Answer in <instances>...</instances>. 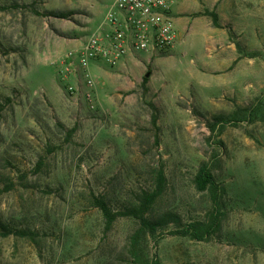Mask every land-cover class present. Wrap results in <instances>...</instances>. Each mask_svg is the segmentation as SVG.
I'll use <instances>...</instances> for the list:
<instances>
[{
	"label": "rangeland",
	"instance_id": "obj_1",
	"mask_svg": "<svg viewBox=\"0 0 264 264\" xmlns=\"http://www.w3.org/2000/svg\"><path fill=\"white\" fill-rule=\"evenodd\" d=\"M114 1L0 0V264H145L129 252L140 220L108 222L97 200L124 213L160 173L145 216L181 225L143 237L147 261L264 264V0L249 4L253 34L244 9L227 33L185 32L128 72L94 71L92 109L61 60ZM203 162L227 190L221 233L174 235L212 208L195 182Z\"/></svg>",
	"mask_w": 264,
	"mask_h": 264
},
{
	"label": "built area",
	"instance_id": "obj_2",
	"mask_svg": "<svg viewBox=\"0 0 264 264\" xmlns=\"http://www.w3.org/2000/svg\"><path fill=\"white\" fill-rule=\"evenodd\" d=\"M175 2L115 0L90 36L61 60V73L81 83L68 85L69 94L76 101L86 100L94 109L97 89L94 62L117 67L130 55L156 54L172 48L178 36L172 14Z\"/></svg>",
	"mask_w": 264,
	"mask_h": 264
},
{
	"label": "trees",
	"instance_id": "obj_3",
	"mask_svg": "<svg viewBox=\"0 0 264 264\" xmlns=\"http://www.w3.org/2000/svg\"><path fill=\"white\" fill-rule=\"evenodd\" d=\"M205 14L210 15L213 19L214 25L219 26L218 15L215 12H206ZM145 80L147 78L145 77ZM10 99V98H9ZM8 99V100H9ZM4 105L0 107V111ZM222 117L216 119V122H220ZM157 122V116H154L153 123ZM218 124V123H217ZM164 176L162 173L159 174L158 183L159 187L152 192H149L144 196L143 200L128 209L124 213H114L108 206L105 200H97V205L104 212L107 217V221L111 222L112 219L119 215L134 216L140 220V227L131 235L129 241V252L134 261L145 264H162L158 258H155L152 263L147 261L141 252V242L143 237L147 234H155L158 229L169 222H175L181 225V218L178 214L173 212H167L157 219L146 217L145 214L156 200L158 193L161 191V183H163ZM195 182L199 190L207 191L212 201V208L208 215L200 220H191L184 228L171 232L172 234L181 236H190L196 240H208L215 235L221 233L223 217L225 216L223 211V200L227 193L226 188L223 184L217 182L214 177L211 166L208 162H203L198 170L195 177ZM24 233V232H21Z\"/></svg>",
	"mask_w": 264,
	"mask_h": 264
},
{
	"label": "crops",
	"instance_id": "obj_4",
	"mask_svg": "<svg viewBox=\"0 0 264 264\" xmlns=\"http://www.w3.org/2000/svg\"><path fill=\"white\" fill-rule=\"evenodd\" d=\"M257 0H176L172 14L177 29L178 40L185 32H193L198 37L216 34V29L222 27L226 32V23H230L233 27L239 26V19L242 17L244 9L250 11V22L246 33L253 34L252 20V3ZM251 4V5H249ZM251 8V9H250ZM215 12L218 15L219 26L214 25L213 19L206 12ZM247 13V12H246ZM198 38V39H200ZM177 40V41H178ZM234 48V43L230 44ZM210 47L217 48L218 42L211 41ZM153 54L141 53L138 56H128L116 68L121 73L128 72L132 68L151 61ZM103 66H107L105 62H94L92 70L98 72ZM100 67V68H99ZM121 75V74H120Z\"/></svg>",
	"mask_w": 264,
	"mask_h": 264
},
{
	"label": "water",
	"instance_id": "obj_5",
	"mask_svg": "<svg viewBox=\"0 0 264 264\" xmlns=\"http://www.w3.org/2000/svg\"><path fill=\"white\" fill-rule=\"evenodd\" d=\"M147 76H149V73L147 74Z\"/></svg>",
	"mask_w": 264,
	"mask_h": 264
}]
</instances>
